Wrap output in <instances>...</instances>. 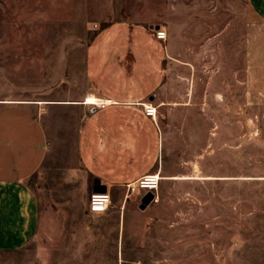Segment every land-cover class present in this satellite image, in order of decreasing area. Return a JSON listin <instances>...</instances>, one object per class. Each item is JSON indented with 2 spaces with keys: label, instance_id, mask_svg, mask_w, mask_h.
Returning a JSON list of instances; mask_svg holds the SVG:
<instances>
[{
  "label": "rangeland",
  "instance_id": "rangeland-1",
  "mask_svg": "<svg viewBox=\"0 0 264 264\" xmlns=\"http://www.w3.org/2000/svg\"><path fill=\"white\" fill-rule=\"evenodd\" d=\"M157 25L167 31L159 45ZM262 35L250 0H0V100L33 103L55 145L30 180L35 235L0 250V264H264V98L249 84ZM101 44L117 51L101 59L112 70L133 63L136 48L164 54L162 84L148 97L155 133L120 151L101 140H113L122 119L61 103L94 88L90 53ZM141 59L136 90L150 73ZM90 126L98 150L80 153ZM82 156L87 164L73 170ZM142 170L161 177L144 210L122 178ZM109 175L112 203L90 213L92 180Z\"/></svg>",
  "mask_w": 264,
  "mask_h": 264
},
{
  "label": "crops",
  "instance_id": "crops-1",
  "mask_svg": "<svg viewBox=\"0 0 264 264\" xmlns=\"http://www.w3.org/2000/svg\"><path fill=\"white\" fill-rule=\"evenodd\" d=\"M250 2L255 12L264 17V0H250ZM155 40L157 44L162 43L157 38ZM256 41L250 52L249 84L257 96L261 95L264 98V35ZM103 46L92 47L91 49L90 55L93 63L90 71L94 88L85 95L83 104H81L83 100L77 101L80 102L79 104L68 103L72 101L61 103L86 106L92 110L93 115L106 114L110 118L122 119V124L113 133L114 139H110L111 134L107 133L109 137L101 140L106 146L115 145V151H120L123 150L125 142L131 139L137 142L140 137L155 133L151 117L146 116L144 107L149 105L156 107L148 97H150L153 90H156L162 84L161 68L163 67L164 54L161 49L154 51L144 49L140 51L136 48L133 50V56L135 57L133 63H129L128 66L119 63L118 68L116 65L112 70L111 64L109 66V64H103L102 61L107 56L106 61L111 63L110 57H117V55H114L117 54V51L108 50L105 45ZM105 48L106 51H104ZM167 53L171 57L170 53ZM142 56L147 57L146 69L150 73L145 76L148 80L147 85L140 90H136L131 86L130 80L139 78L143 70V67H141V61H144L141 59ZM111 71L114 72V75L110 74ZM117 72L118 74H116ZM222 72H224L225 84L226 69ZM109 101V105L105 108L97 106L99 103ZM32 104L4 103L0 100V250L25 247L34 237L40 215V203L37 191L30 185V180L44 166V162L55 148V145L51 142L50 127L44 123L43 118L37 116L33 111ZM131 109L139 112L137 114L134 111L130 112ZM157 112L158 107H156L155 116H157ZM132 114L136 115L135 117L138 120H131L129 117H132ZM93 126L88 127L91 130L89 131V138L84 139L80 136L78 139L80 145H77L80 153L82 151L98 150L100 134L94 132ZM107 128L106 131H109ZM83 130V127L80 128V132ZM135 136L137 138H134ZM63 146H60L59 153L66 151L65 143H63ZM86 164L87 161L82 156V159L77 161V166H74L73 170H79L80 167L84 168ZM76 173L77 171L72 172V174ZM149 173L147 170H142L131 175L128 174L126 177L122 176V178H127L125 181V184H127ZM97 179L100 180L101 185L106 186V191L111 193V184H116L114 183L116 177L113 175L95 176L92 180V192H95L94 185ZM123 179H119V182Z\"/></svg>",
  "mask_w": 264,
  "mask_h": 264
},
{
  "label": "built area",
  "instance_id": "built-area-1",
  "mask_svg": "<svg viewBox=\"0 0 264 264\" xmlns=\"http://www.w3.org/2000/svg\"><path fill=\"white\" fill-rule=\"evenodd\" d=\"M155 37L158 40L164 41L167 39V31L159 27L154 29ZM110 103H101L100 108H105ZM144 112L146 116L154 117L156 107L145 106ZM161 179L155 173H149L140 176L139 178L127 183L128 197L137 196L142 199L148 193H155L160 187ZM112 203V195L109 191H95L89 196L88 211L93 214L105 213L108 211Z\"/></svg>",
  "mask_w": 264,
  "mask_h": 264
},
{
  "label": "water",
  "instance_id": "water-1",
  "mask_svg": "<svg viewBox=\"0 0 264 264\" xmlns=\"http://www.w3.org/2000/svg\"><path fill=\"white\" fill-rule=\"evenodd\" d=\"M160 26L157 25L155 28L158 29ZM94 191H106V186L100 184V180L97 179L96 183L94 185ZM155 194L154 193H148L141 199L140 208L142 210L146 209L148 205L154 200Z\"/></svg>",
  "mask_w": 264,
  "mask_h": 264
},
{
  "label": "bare ground",
  "instance_id": "bare-ground-1",
  "mask_svg": "<svg viewBox=\"0 0 264 264\" xmlns=\"http://www.w3.org/2000/svg\"><path fill=\"white\" fill-rule=\"evenodd\" d=\"M103 103H105V102H103ZM97 104V103H96ZM100 105V103L98 104V106ZM156 115V114H155ZM157 176H159V173H155ZM160 179H161V177H160Z\"/></svg>",
  "mask_w": 264,
  "mask_h": 264
}]
</instances>
